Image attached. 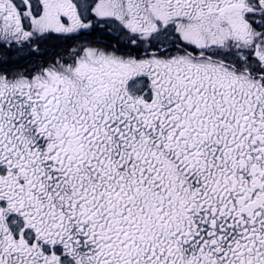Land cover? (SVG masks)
<instances>
[{"label":"snow or ice","instance_id":"obj_1","mask_svg":"<svg viewBox=\"0 0 264 264\" xmlns=\"http://www.w3.org/2000/svg\"><path fill=\"white\" fill-rule=\"evenodd\" d=\"M0 264H264V0H0Z\"/></svg>","mask_w":264,"mask_h":264}]
</instances>
